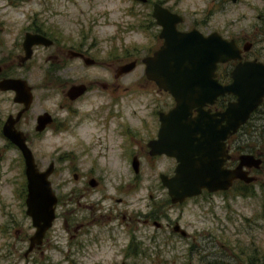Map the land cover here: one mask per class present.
Segmentation results:
<instances>
[{
	"label": "flooded vegetation",
	"instance_id": "af4514ba",
	"mask_svg": "<svg viewBox=\"0 0 264 264\" xmlns=\"http://www.w3.org/2000/svg\"><path fill=\"white\" fill-rule=\"evenodd\" d=\"M21 1L6 0L0 4V159H3L7 150H14L23 165L19 149L6 135L9 132H19L31 154V143L38 141L46 133L65 132L80 139V141L75 139L80 143V148L78 150L71 148L66 156L64 165L66 176L61 182L70 184L63 194L64 200L58 202L62 197L59 188L54 185L56 204L53 221L43 232L40 243L33 244L29 250L27 248L32 232L29 235H22L20 241L27 243L22 258L27 259L30 253L42 255V247L48 240L53 222L59 218L56 213L57 205H63L64 216L61 217L60 229H63L65 235L66 251L63 256L66 259L80 254L90 256L93 253L91 247L114 246L121 235L127 237V251L134 255L141 242L134 232L137 224L152 228L150 232L144 234L148 244L155 243L160 236L162 246L172 248L181 240L190 237L186 244L187 251L189 253L198 251L195 235L188 236L179 220L184 204L208 192L201 190L199 195L184 198L180 202L170 200L166 188L161 183V176L168 177L172 174L174 160L164 154H150L147 145L156 139L159 127L158 113L162 110L154 112L155 123L151 117H146L142 121L139 119L135 125L127 115L121 116L117 108L118 79L130 71L120 72V68L129 61L136 64V60L120 62L118 57H115L117 64L107 65L113 68L111 71L107 70L105 79L99 81L101 75H96L88 80L86 69L78 73L74 71L75 65H72L78 64L77 67L83 69L100 65V62L90 57L92 53H89L85 44L86 36L83 33L80 37L63 35L60 33V27L53 24L45 25L51 12L49 9H43L44 7L31 17H26L27 20L24 21L27 24L24 26L22 21L18 22L7 10L8 7H16ZM154 3L163 6L159 2H152L151 8ZM46 11L48 13L43 16ZM199 32L203 35L209 33ZM26 34L38 37L35 40L34 38L26 40ZM244 39V36L237 40L233 38L241 49V60H258L255 57H246L251 42ZM158 40L160 45L161 40L159 38ZM94 48L91 46L93 51ZM235 62L226 61L217 65L215 70L217 83L224 85L230 81L229 72ZM146 81L153 83L151 80ZM154 86L157 88L155 84ZM157 89L160 94L168 95L167 92ZM98 92L105 100L96 106L91 99ZM232 99L231 94L218 95L212 104H205L203 109L210 112L222 110L226 102ZM48 100L51 102L47 103ZM171 102L173 105L172 99ZM194 113L192 111V115ZM40 118L44 120L40 121ZM85 127L88 130H84ZM82 134L83 137H80ZM239 140L241 138L237 132L224 139L228 158L223 166L232 168L237 164L239 154H252L260 159L259 165L256 168L243 169L250 175L251 170L257 171L262 166L260 171L264 174V150L246 152L245 142ZM95 144L103 151L116 150L117 158L121 154V159L116 160L117 165H110L108 160L101 161L97 155L92 154ZM167 159L172 160L170 168L166 164ZM33 160L38 170H44L52 163L41 167L34 157ZM55 172L56 168L52 163L48 176L50 184L52 183L50 178ZM252 177L254 180V176ZM262 182L264 183V179ZM241 184L251 182L244 183L234 179L231 187ZM136 192L145 197L142 206L134 201ZM130 197L134 199L130 200ZM205 234L203 238L207 239L208 245H212L214 239L209 233ZM53 236L57 241L61 234L56 231ZM198 245L203 247L204 242ZM121 262L125 264L124 260L119 263Z\"/></svg>",
	"mask_w": 264,
	"mask_h": 264
},
{
	"label": "rangeland",
	"instance_id": "374dc122",
	"mask_svg": "<svg viewBox=\"0 0 264 264\" xmlns=\"http://www.w3.org/2000/svg\"><path fill=\"white\" fill-rule=\"evenodd\" d=\"M2 2L6 0H0V4ZM152 2H159L181 15L182 21L177 24V29L216 31L223 37L236 40L244 36L245 41L251 42L246 57L264 61V0H147L146 3L138 0H22L16 7H8L7 10L25 26L26 17H31L44 7L51 12L45 25L60 27L61 34L72 37H80L83 33L89 53L93 55L90 57L100 62V65L84 69L78 68V64L72 65H75L74 71L78 73L86 69L88 80L96 75H101L99 81L105 79L107 70L113 68L107 65L117 64L115 57L120 62L135 59L133 69L118 79L117 108L120 115H127L136 125L139 119L142 121L146 117H151L155 123L154 112L164 111L172 105L168 95L160 94L153 83L146 81L140 62L141 57L150 54L160 43L156 36L158 27L150 17ZM91 46L95 47L94 51ZM99 94L91 99L96 106L105 100ZM261 109L263 116L264 107ZM262 119L254 123L260 124ZM83 129L88 130L86 127ZM79 136L83 137V134ZM75 139H78L77 136L65 132L46 133L30 145L33 157L41 167L49 162L55 166L56 172L50 181L52 188L54 185L59 188L62 197L58 199L59 203L64 200L63 194L70 184L61 182L66 176V156L71 148H80V143ZM92 154L101 161L108 160L110 165H117L116 160L121 159V154L117 158L116 150L103 151L96 144ZM166 164L170 168L172 160L167 159ZM22 168L16 151L4 152L3 159H0V264H117L121 260L125 264H264L262 166L257 171L251 170L254 181L248 187L247 191H251L249 194H240L234 186L225 191L200 194L184 204L179 224L185 228L188 236L195 235V243L204 242L203 247L197 244L198 251L194 253L187 251L186 244L190 237L172 248L162 246L160 236L155 243L148 244L144 234L152 228L137 224L134 232L141 242L134 255L128 253L127 237L121 235L114 246L91 247L93 253L90 256L80 254L67 259L63 256L66 251L65 235L60 229L61 217L64 216L63 205H57L59 218L53 222L48 240L42 247V255L30 253L27 259L22 258L27 243L20 239L23 234L32 232L29 219L24 214ZM134 197L129 199H134L140 206L145 203V197H141L140 192H136ZM56 231L61 234L57 241L53 236ZM205 233L214 239L212 245H208L207 239L203 238Z\"/></svg>",
	"mask_w": 264,
	"mask_h": 264
},
{
	"label": "water",
	"instance_id": "95a60500",
	"mask_svg": "<svg viewBox=\"0 0 264 264\" xmlns=\"http://www.w3.org/2000/svg\"><path fill=\"white\" fill-rule=\"evenodd\" d=\"M151 16L159 27L157 36L161 44L151 55L141 58L143 74L169 94L173 105L158 113L156 139L147 145L150 154H164L174 160L172 174L161 176L170 200L180 202L198 195L201 190L225 191L234 179L251 182L253 177L243 168H256L260 159L242 153L237 156L234 167H224L228 158L224 139L245 123L260 104L264 96V62L241 60V49L234 40L223 38L215 31L202 35L194 28L176 29L181 16L159 4H153ZM36 37L25 35L26 40ZM234 60L230 81L224 85L217 83V64ZM133 65L134 61L124 64L120 72L130 70ZM221 94H231L233 99L222 110L203 109ZM6 135L19 149L23 160L24 214L33 227L29 250L33 244L40 243L54 218L56 197L48 180L52 165L49 163L39 171L23 136L19 132Z\"/></svg>",
	"mask_w": 264,
	"mask_h": 264
},
{
	"label": "trees",
	"instance_id": "16d2710c",
	"mask_svg": "<svg viewBox=\"0 0 264 264\" xmlns=\"http://www.w3.org/2000/svg\"><path fill=\"white\" fill-rule=\"evenodd\" d=\"M262 107H264V97L260 103V105L250 114L247 121L241 125L238 128L237 135L240 136L243 143L245 142L246 146L244 151L253 153L255 150H264V115L261 116ZM262 119V122L254 123L257 119ZM264 152V151H263ZM264 187V184L261 185ZM237 191L240 194L251 192L248 190V187H250V184H241L240 186H237ZM22 193L24 194V184L22 185ZM261 193H262V204L261 206L264 208V188L261 187Z\"/></svg>",
	"mask_w": 264,
	"mask_h": 264
}]
</instances>
